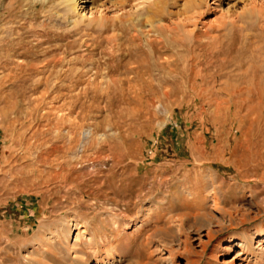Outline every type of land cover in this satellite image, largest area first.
Listing matches in <instances>:
<instances>
[{
	"label": "rangeland",
	"instance_id": "obj_1",
	"mask_svg": "<svg viewBox=\"0 0 264 264\" xmlns=\"http://www.w3.org/2000/svg\"><path fill=\"white\" fill-rule=\"evenodd\" d=\"M60 1L0 0V264H221L264 234V0Z\"/></svg>",
	"mask_w": 264,
	"mask_h": 264
},
{
	"label": "bare ground",
	"instance_id": "obj_2",
	"mask_svg": "<svg viewBox=\"0 0 264 264\" xmlns=\"http://www.w3.org/2000/svg\"><path fill=\"white\" fill-rule=\"evenodd\" d=\"M60 2H64L65 3L67 11L75 12L76 10H78V7L80 5H81V7L83 6L82 4L85 3L86 0H62ZM148 212H147V214H149ZM223 214H225V213H223ZM202 232L203 231L199 230V231H196L195 234L197 235V239H198L199 244L201 245L202 249L206 250L207 246L213 240V234H212L210 229L206 230V233H204V234ZM80 234L78 233L77 237ZM82 234H84V233H82ZM203 235L207 236L206 240L202 239ZM192 237L193 236H188V239H186V242H185L186 243V249H187V244H188L187 241H189ZM242 237H243L242 240L238 241V243L235 244L236 247H238L239 249H237V252L235 251L234 254H229L230 251L234 249L233 248V246H234L233 242L229 243V246L226 248V250L228 251V255L226 254L227 256H225L223 258L221 264H236V259L239 257V254H240L239 252H241L242 250L248 249L249 246L253 247L254 250L257 249V252L259 253V255L261 257L260 259H262L264 261V234H263V232L260 229H252L249 232H246L245 234H242Z\"/></svg>",
	"mask_w": 264,
	"mask_h": 264
}]
</instances>
